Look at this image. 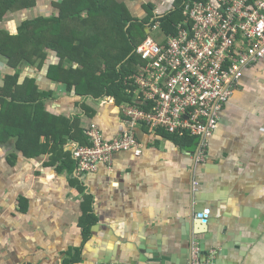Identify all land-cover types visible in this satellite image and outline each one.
Returning <instances> with one entry per match:
<instances>
[{
    "label": "crops",
    "instance_id": "obj_1",
    "mask_svg": "<svg viewBox=\"0 0 264 264\" xmlns=\"http://www.w3.org/2000/svg\"><path fill=\"white\" fill-rule=\"evenodd\" d=\"M56 1L37 0L34 19L59 16ZM115 1L144 20L145 6L164 14L181 0ZM28 11L20 15L28 17ZM46 51L41 67L22 62L14 69L0 59V81L16 71L20 83L33 78L50 92L45 109L77 116L82 130L91 121L107 139L126 130L121 103L78 95L63 74L52 78L50 65L62 72L80 66ZM82 104L94 113L87 115ZM171 135L140 126V153L118 152L111 168L99 164L90 173H78L73 139L63 144L72 158L67 164L60 155L27 157L0 144V264H65L75 248L79 260L72 264H189L195 245L203 262L215 251L209 264H264V61L247 67L223 105L219 126L207 137L205 161L196 158L198 144ZM204 208L211 210L210 223L200 229L196 213ZM90 211L95 222L83 238Z\"/></svg>",
    "mask_w": 264,
    "mask_h": 264
},
{
    "label": "built area",
    "instance_id": "obj_2",
    "mask_svg": "<svg viewBox=\"0 0 264 264\" xmlns=\"http://www.w3.org/2000/svg\"><path fill=\"white\" fill-rule=\"evenodd\" d=\"M182 8L184 21L176 34L162 29L155 11L148 37L135 49L139 71L125 79L131 88L121 112L128 126L107 139L99 124L88 123L86 142L73 143L78 173L95 172L99 164L111 168L121 151L140 153V126L199 138L196 158L206 160L207 137L218 128L223 105L247 67L264 61V0H186ZM154 31L158 38L151 36ZM196 217L206 224L211 210L197 211ZM200 250L195 245L189 264L211 263L215 251L203 262Z\"/></svg>",
    "mask_w": 264,
    "mask_h": 264
},
{
    "label": "trees",
    "instance_id": "obj_3",
    "mask_svg": "<svg viewBox=\"0 0 264 264\" xmlns=\"http://www.w3.org/2000/svg\"><path fill=\"white\" fill-rule=\"evenodd\" d=\"M53 4L60 11L57 17L25 20L15 33L0 27L3 61L14 69L22 61L41 67L47 59L46 50L52 49L61 58L69 57L80 66L62 72L59 66L50 65L52 78L63 74L61 79L75 86L78 95L111 96L119 103L127 100L131 85L125 79L139 71L142 62L135 49L149 35L148 28L155 18L154 6H145L147 17L137 20L124 4L115 0H60ZM181 4L182 0L173 10L160 15L161 27L167 34H176L177 26L184 21ZM36 5L37 0H0V23L6 15ZM19 74L17 71L6 74L0 81V144H12L27 157L51 153L70 163L72 158L64 151L63 144L68 139L79 143L87 140L79 127V118L48 112L43 100L50 92L40 90L33 78L20 83ZM82 109L87 115L94 113L85 104ZM171 137L177 142L198 144L197 137L176 134ZM84 217L88 224L83 225L82 236L86 238L95 218L92 211ZM73 251V258L65 264L79 260V249Z\"/></svg>",
    "mask_w": 264,
    "mask_h": 264
},
{
    "label": "rangeland",
    "instance_id": "obj_4",
    "mask_svg": "<svg viewBox=\"0 0 264 264\" xmlns=\"http://www.w3.org/2000/svg\"><path fill=\"white\" fill-rule=\"evenodd\" d=\"M41 3H43V4H45V3H51V0H41ZM49 6V5H48ZM29 11H28V13H29V16L28 17H30V18H33L34 19V9L33 8H31V9H28ZM21 12H26V10H21ZM20 11H19V13L18 14H16V13H11V14H8V15H6L5 17H4V21L3 22H1L0 23V27H6V28H8V29H11L10 31L11 32H13V33H15L16 32V30H17V28L19 27V25H21L22 24V22L24 21V20H26V19H28V17H26V15L25 16H23V13L20 15V13H21ZM53 13V10H50V11H48L46 14L47 15H50V14H52ZM15 14V15H14ZM151 36L152 37H154V38H158L159 36H160V34L157 32V31H154V32H152L151 33ZM0 59H2L3 60V58L2 57H0ZM22 62H24V61H22ZM21 62V63H22ZM21 63L19 64V66L18 67H20V68H22V65H21ZM0 64H1V62H0ZM18 70H19V68H18ZM20 78V77H19ZM22 78V77H21ZM21 82V81H20Z\"/></svg>",
    "mask_w": 264,
    "mask_h": 264
},
{
    "label": "water",
    "instance_id": "obj_5",
    "mask_svg": "<svg viewBox=\"0 0 264 264\" xmlns=\"http://www.w3.org/2000/svg\"><path fill=\"white\" fill-rule=\"evenodd\" d=\"M199 220H200V219H199ZM201 222H202V221H201ZM202 223H203V222H202ZM209 223H210V222H208V223H206V224H204V223H203V226H199V227H200V229H202V228H205V227H207V228H208V227H209V226H208V225H209ZM196 233H197V234H200L201 232H200V233L196 232ZM201 242H202V244L204 243L203 241H201Z\"/></svg>",
    "mask_w": 264,
    "mask_h": 264
}]
</instances>
